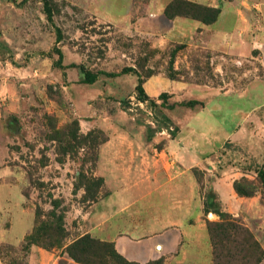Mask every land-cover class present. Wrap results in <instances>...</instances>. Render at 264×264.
I'll list each match as a JSON object with an SVG mask.
<instances>
[{
    "label": "rangeland",
    "instance_id": "rangeland-1",
    "mask_svg": "<svg viewBox=\"0 0 264 264\" xmlns=\"http://www.w3.org/2000/svg\"><path fill=\"white\" fill-rule=\"evenodd\" d=\"M129 3L0 0V264H38L34 246L54 252L57 264H81L64 245L85 236L83 214L108 194L96 166L109 133L95 121L141 134L157 150L188 134L202 158L196 177L204 216L211 196L240 227L211 238L213 264H264V47L240 57L211 50L200 30L176 39L170 20L204 25L176 15L193 8L187 0L158 18L139 4L125 26L116 24ZM88 74L94 83L84 82ZM140 79L148 100L138 98ZM226 172L237 201L226 196L224 205L214 185ZM216 216L206 218L207 230L221 222ZM38 228L54 247L27 245Z\"/></svg>",
    "mask_w": 264,
    "mask_h": 264
},
{
    "label": "crops",
    "instance_id": "crops-1",
    "mask_svg": "<svg viewBox=\"0 0 264 264\" xmlns=\"http://www.w3.org/2000/svg\"><path fill=\"white\" fill-rule=\"evenodd\" d=\"M172 1L130 0L124 21L116 24L125 26L139 4L144 6L145 15L161 17ZM187 1L219 8L221 13L212 25H200L186 17L170 20L176 39H186L200 30L209 34L211 50L240 57L264 47V0H234L231 5L224 2L222 6L223 0ZM256 7L259 20L255 18L258 12L249 13ZM95 122L96 127L109 133L108 140L100 146L96 166V174L104 180L108 194L83 214L88 229L81 236L91 235L113 243L122 256L140 264L158 259H164L166 264H213L206 218L213 221L218 217L214 213L204 216L196 177V165L202 158L194 141L186 134V141L174 137L165 148L157 150L141 134L116 127L112 121ZM231 178V172H226L214 185L224 205L226 196L236 200ZM224 184L231 193L221 192ZM20 202H24L23 195ZM34 222L35 218L28 233ZM31 258L38 264H57L54 252L38 246L32 247Z\"/></svg>",
    "mask_w": 264,
    "mask_h": 264
},
{
    "label": "trees",
    "instance_id": "trees-1",
    "mask_svg": "<svg viewBox=\"0 0 264 264\" xmlns=\"http://www.w3.org/2000/svg\"><path fill=\"white\" fill-rule=\"evenodd\" d=\"M179 0H173L166 8L165 13L169 12L170 9H173L175 7L176 3H178ZM189 6H192L189 10V8H186V10H189L188 12H180L181 14L176 15H191L192 18L200 21L204 25H212L214 24L221 11L216 8L208 7V6H198L195 4H192L190 2ZM197 8V9H196ZM48 17L50 20L53 18L52 10L48 7L47 11ZM61 36V34H60ZM97 79L96 75L88 74L85 81L86 83H94ZM137 92H138V98L139 100H148V96L145 93V89L143 86V80H139V84L137 86ZM108 139L103 141L105 143ZM102 143V144H103ZM258 174L260 177L264 180V170H259ZM102 180V183H104V180ZM236 191L240 195H250V193H245L242 191L238 185H235ZM210 201L206 203V209L205 213H215L221 217V222L217 223H209V234L210 239L216 238L220 236L221 232H229L230 234H235L240 227L238 224L233 220L231 222L227 221V214L221 210V207L214 203L215 199L213 197H209ZM95 201V200H94ZM59 221V220H58ZM61 221V219H60ZM43 229V226L40 227V231ZM56 231L62 232V225L58 224L56 226ZM60 236H64L61 235ZM214 238V239H215ZM47 240V241H46ZM45 241L41 240L40 234H39V228L35 229L30 235H28L25 238V242L27 245H41L46 248H52L54 247V243L51 242V239H46ZM212 243V249L214 253V241L211 239ZM67 248L68 254L71 259H73L77 263L81 264H93L90 260V258H95L99 261V264H139L137 262H129L124 256H122L117 249L115 248V245L110 242H104L101 240H98L96 238H92L90 235H85L72 243L68 244L66 243L64 245ZM214 258V257H213ZM148 264H166L163 259H159L157 261L149 262Z\"/></svg>",
    "mask_w": 264,
    "mask_h": 264
}]
</instances>
